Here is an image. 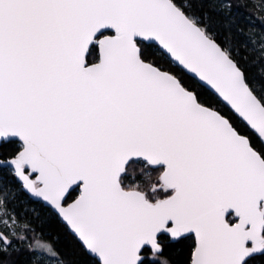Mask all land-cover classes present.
<instances>
[{
    "label": "snow or ice",
    "instance_id": "obj_1",
    "mask_svg": "<svg viewBox=\"0 0 264 264\" xmlns=\"http://www.w3.org/2000/svg\"><path fill=\"white\" fill-rule=\"evenodd\" d=\"M264 264V0H0V264Z\"/></svg>",
    "mask_w": 264,
    "mask_h": 264
},
{
    "label": "trees",
    "instance_id": "obj_2",
    "mask_svg": "<svg viewBox=\"0 0 264 264\" xmlns=\"http://www.w3.org/2000/svg\"><path fill=\"white\" fill-rule=\"evenodd\" d=\"M58 219V217L50 219L45 227V231L51 233L50 238L64 251L72 264H83L84 257L79 253L78 249L72 243V240L65 233Z\"/></svg>",
    "mask_w": 264,
    "mask_h": 264
}]
</instances>
